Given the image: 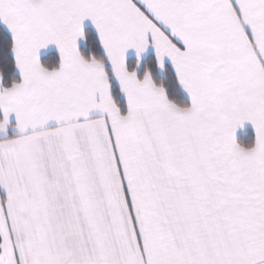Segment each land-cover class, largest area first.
I'll return each instance as SVG.
<instances>
[{"label":"snow or ice","instance_id":"6c2138e0","mask_svg":"<svg viewBox=\"0 0 264 264\" xmlns=\"http://www.w3.org/2000/svg\"><path fill=\"white\" fill-rule=\"evenodd\" d=\"M0 264H264V0H0Z\"/></svg>","mask_w":264,"mask_h":264}]
</instances>
